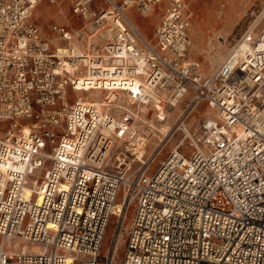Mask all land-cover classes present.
Returning a JSON list of instances; mask_svg holds the SVG:
<instances>
[{
  "label": "built area",
  "instance_id": "2783aa9c",
  "mask_svg": "<svg viewBox=\"0 0 264 264\" xmlns=\"http://www.w3.org/2000/svg\"><path fill=\"white\" fill-rule=\"evenodd\" d=\"M41 1L0 0V264H114L130 213L121 264H264V30L206 76L188 57L185 0H77L88 25H53L60 44L32 21ZM160 8L148 39L135 15ZM100 91L160 121L189 94L178 121L204 103L214 115L152 173L139 146L118 143L137 134L135 112L110 98L69 106Z\"/></svg>",
  "mask_w": 264,
  "mask_h": 264
},
{
  "label": "rangeland",
  "instance_id": "374dc122",
  "mask_svg": "<svg viewBox=\"0 0 264 264\" xmlns=\"http://www.w3.org/2000/svg\"><path fill=\"white\" fill-rule=\"evenodd\" d=\"M72 2H69L66 8V12L68 17L71 19V23L64 25L74 32L85 27L87 22L81 17L74 15L72 10ZM45 3L48 2L45 1ZM185 3L187 6V12L190 15V35L193 41V45L188 57L192 61H196L201 64L202 72L206 76L212 74L225 61L231 49L248 29L255 27V36H258L264 30V18L261 22H259V24L256 23V20L259 19L260 14L264 10V0H185ZM162 11L163 9L158 10L154 15L150 14L154 17L152 22L148 25V27H146L144 31L140 28L144 36L148 39L154 37V32L160 20ZM138 17L141 16L138 15ZM32 20L40 26L42 34L44 36H48L49 39H54V35L51 32L50 27L55 24L63 25V23L53 18L47 20L44 25H41L42 20L36 17L35 11L33 13ZM89 95L93 99L95 97L99 98L98 94L74 93V96L69 102V106L74 104L78 97L81 101L87 102ZM117 98L118 96L110 97L112 101H115ZM191 98L192 94H189L187 98L183 99L181 104L176 108L168 106V117L164 123H161L160 120H157L155 115H148L149 112L146 110L144 111V108L140 105L134 104L129 99L128 95L121 100L120 107L130 109L131 111L135 112L138 119H140L141 122L138 126H142L139 129L142 137L145 134L150 133V137L148 138L145 149L146 154L143 158L144 161L150 159V172H155L161 162H163L167 156L176 147L181 145L183 140H185V130L177 131L175 129L173 133L171 132L167 139H165L161 134L167 133L172 126L175 127L179 123L177 121L180 115L187 108ZM213 115V111L208 108L206 103H204L201 108L194 110L186 120V131L188 130L192 134L195 133L199 128L200 121L205 117H212ZM149 126H152V128ZM187 145L188 140L186 139L180 149L185 150ZM47 154H51V149H49ZM115 154H117V152L114 151L111 156L113 160L117 158V155ZM50 165L51 161L48 159L46 166L49 167ZM138 165L139 163L135 164V166ZM131 217L132 213H130L126 221V226L123 231V235L121 236V241L114 264H121L123 259ZM115 222L116 220L114 219L112 223L115 224ZM113 232L114 226L111 225V228L108 230L106 242L101 254L102 258L100 260H103V256L106 255L108 251V246L110 244ZM22 247V244L19 243L18 246L14 247L13 249H21ZM31 249L35 250V248Z\"/></svg>",
  "mask_w": 264,
  "mask_h": 264
},
{
  "label": "bare ground",
  "instance_id": "6f19581e",
  "mask_svg": "<svg viewBox=\"0 0 264 264\" xmlns=\"http://www.w3.org/2000/svg\"><path fill=\"white\" fill-rule=\"evenodd\" d=\"M40 4L41 3H39L38 4V6L36 7V9L40 6ZM36 9H35V11H36ZM150 14H147V15H144V16H142V17H147V16H149ZM263 19H258V20H256V23H258L259 24V22H261ZM137 24V23H136ZM86 25H88V23H86ZM138 25V24H137ZM257 25V24H256ZM139 26V25H138ZM140 27V26H139ZM141 28V27H140ZM253 28H255V27H253ZM53 42L55 43V44H59L58 43V40L55 38V39H53ZM74 45L76 46V49H77V51H78V54H83L84 53V46L81 44V43H78V42H75L74 43ZM85 75H83L80 79H81V82H80V84H84L85 82V79L83 78ZM80 93H82V92H77L76 94H80ZM91 94H98V97H99V99H101V100H96V102H99V101H102L103 103H104V105L105 106H109V102L108 101H106V99H108V98H110V97H112V96H117V95H110L109 93H107V92H103V91H100V92H91ZM124 97H127V94L126 93H120V96H118V98L115 100V101H112L111 99H110V101L111 102H113L114 103V105H116L118 108H120L121 110H129V111H131L130 109H128V108H122V107H120V102H121V100L124 98ZM88 101L87 102H93V98L89 95L88 96ZM129 99H130V97H129ZM77 100H79L80 102H83V101H81L80 99H79V97H78V99H76V101ZM131 100V99H130ZM132 101V100H131ZM133 102V101H132ZM134 103V102H133ZM134 104H136V103H134ZM137 105H140V104H137ZM141 107H143L144 108V111L146 110L147 112H149V109L146 107V106H143V105H140ZM178 105H176L174 108H176ZM133 112V111H132ZM167 119V118H166ZM166 119H164V120H162V121H160L161 123H164L165 121H166ZM177 122H179L175 127H171V129L167 132V133H162V132H159V133H162L161 135L165 138V139H167L169 136H170V134H171V132L173 133L174 132V130L176 129L177 131H179V130H185L186 131V129H185V122H182V121H177ZM140 127H142V126H137V125H134V131L136 130L137 131V134L134 136V138L133 139H125V140H123V141H119L118 143H119V145L120 146H122V145H124V143L125 142H129L128 143V145H136V146H139L138 148H136L135 149V152L136 153H138L139 155V158H141L142 160H143V158H144V156H145V154H146V146H147V142H148V138L150 137V133H147V134H145L143 137H142V135L140 134ZM150 128H152V126H149ZM186 132H188V131H186ZM135 140V141H134ZM141 141H143V145H141ZM164 142H165V140H164ZM185 141H183V143H184ZM130 147V146H129ZM48 159H50L51 158V154H47V156H46ZM31 188L30 189H28V193H27V198H30V197H32V192H31ZM21 249H24L25 251H28V250H31V248H29L28 246H23ZM35 250H39L38 248H36L35 247Z\"/></svg>",
  "mask_w": 264,
  "mask_h": 264
},
{
  "label": "crops",
  "instance_id": "0c3cea01",
  "mask_svg": "<svg viewBox=\"0 0 264 264\" xmlns=\"http://www.w3.org/2000/svg\"><path fill=\"white\" fill-rule=\"evenodd\" d=\"M45 1H47L49 4L45 3ZM76 1L77 0H56L54 3H51L48 0H42L40 2L41 3L40 6L35 11V15L38 19L42 20L41 25H44V23L47 20L53 18V19H57L59 22L63 23V25H60V24H55V25H59V26H62V27H65L66 29H68V27H66V25L71 23V19L67 15L66 8H67L69 2H72V5H73V3H75ZM54 4H57V5H54ZM52 5H54V6H52ZM72 8H73V6H72ZM153 18L154 17L152 15H149L147 17H142V16L138 17V15L136 14L134 20L141 27V29L144 31L146 29V27H148V25L152 22ZM263 18H264V10L262 11V13L259 16L260 20ZM211 21H212V19H211ZM33 23L40 28V26L38 24H36L34 21H33ZM64 24H66V25H64ZM51 27H50V29H51ZM40 30H41V28H40ZM68 30H70V29H68ZM70 31H72V30H70ZM41 34H42V31H41ZM42 36L45 39L53 40V39H49L48 36H44L43 34H42Z\"/></svg>",
  "mask_w": 264,
  "mask_h": 264
}]
</instances>
